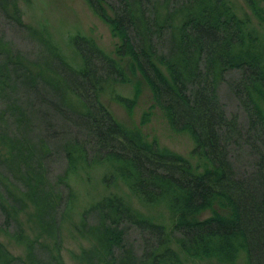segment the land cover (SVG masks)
<instances>
[{"label":"trees","instance_id":"obj_1","mask_svg":"<svg viewBox=\"0 0 264 264\" xmlns=\"http://www.w3.org/2000/svg\"><path fill=\"white\" fill-rule=\"evenodd\" d=\"M245 1L264 23V0ZM86 2L117 43L113 57L92 38L72 37L82 60L77 69L42 32L24 24L19 0H0L2 18L43 46L30 61L0 35V234L24 247L17 256L0 241V264H68L62 231L74 210L70 177L98 167L105 169L107 188L122 182L147 205L167 202L173 226L140 216L118 195L105 196L73 225L88 244L71 254L74 264H186L180 253L219 264L245 254L246 264H264L259 33L238 17L231 0ZM234 73L239 79L230 89L246 114L245 126L220 99V87ZM134 78L141 81L133 98L116 100L132 112L144 83L152 108L171 130L190 136L197 166L119 122L102 103L108 87ZM150 115L144 114L143 125ZM41 130L49 135L34 137ZM55 140L62 141L67 170L53 184L47 160ZM242 155L251 159L247 175L235 167ZM206 211L212 215L199 219ZM132 229L141 237L140 254L127 240Z\"/></svg>","mask_w":264,"mask_h":264},{"label":"rangeland","instance_id":"obj_2","mask_svg":"<svg viewBox=\"0 0 264 264\" xmlns=\"http://www.w3.org/2000/svg\"><path fill=\"white\" fill-rule=\"evenodd\" d=\"M238 17L250 20L252 27L259 33L264 43V23L253 14L245 0H231ZM19 7L22 12L23 22L30 28L42 32L60 51L66 61L73 67L79 69L82 60L72 46L71 38L76 35H83L92 38L98 46L107 54L115 57V47L117 40L112 36L111 30L100 20L89 7L86 0H19ZM261 7H263L261 5ZM21 30L16 24L8 23L0 15V35L12 44L14 50L24 54L30 61H37L41 53L42 42L35 36ZM129 67L128 62H124ZM239 79V74L229 75L227 81L220 87L219 94L228 115H237L242 126L246 125L247 117L241 109L239 102L234 97L230 89V84ZM140 78H134L131 83L114 84L108 87L101 95L102 103L109 109L113 116L124 125L131 128H139L150 140H157L159 144L189 159L195 166L198 160L193 157V141L190 136L174 133L161 112L154 106L152 94L149 88L143 83L142 93L138 99L136 107L129 113L126 108L116 100L120 95L126 98H133L134 89ZM264 108V102H262ZM151 112L149 122L142 124L144 114ZM48 136L47 131H39L34 134ZM55 139V138H50ZM62 141H53V154L47 160L49 181L55 184L59 177L63 176L67 170V161L64 153L59 148ZM251 161L242 155L241 162H235V167L241 174L252 172L248 162ZM105 169L98 167L89 171L80 170L78 174L70 177V185L74 194V210L67 216V222L63 224V255L68 264H74L71 254L79 252L82 247L88 245L85 240L78 238L74 232L73 225L79 222L82 213L108 195H118L122 197L131 208L140 216L164 225L171 229L173 226V214L167 202L163 201L155 205H147L140 201L122 182L111 188L103 184ZM61 192L66 191V187L61 188ZM67 197V196H65ZM65 204H63L64 206ZM212 213L206 211L199 215V219H206ZM23 217V216H22ZM2 217L0 214V225ZM12 232L14 231L13 228ZM127 240L134 245V249L140 254L141 237L139 233L132 229L128 232ZM0 241L14 254L23 255L24 247L15 241L0 234ZM186 264H219L216 260L201 259L191 260L180 253ZM245 254H242L234 264H246Z\"/></svg>","mask_w":264,"mask_h":264}]
</instances>
